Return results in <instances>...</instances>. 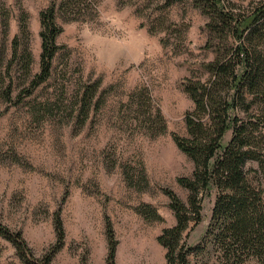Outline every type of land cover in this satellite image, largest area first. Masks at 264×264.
Masks as SVG:
<instances>
[{
    "label": "rangeland",
    "instance_id": "374dc122",
    "mask_svg": "<svg viewBox=\"0 0 264 264\" xmlns=\"http://www.w3.org/2000/svg\"><path fill=\"white\" fill-rule=\"evenodd\" d=\"M52 1L0 0L1 61L11 57L17 16L24 11L31 76L39 72V15ZM230 1L246 7L257 0ZM87 3L79 19L58 18L62 32L55 43L60 49L48 82L25 96L28 84L18 72L11 100L0 86V224L20 231L40 258L56 245L53 218L58 212L64 242L50 264H107L109 220L117 241L116 264H167V251L157 238L175 217L163 189L184 202L188 197L177 179L190 176L194 166L173 135H186L183 119L194 107L184 78H205L200 64L213 59L205 49L207 18L188 3ZM97 81L99 103L80 126L76 95ZM46 98L55 101L46 104ZM157 114L165 131L151 137L149 120L161 128ZM213 201L215 193L203 203L201 222L190 225L187 244L203 243ZM148 207L161 219H148L143 213ZM215 256L198 255L191 264H219ZM0 264H24L1 238Z\"/></svg>",
    "mask_w": 264,
    "mask_h": 264
},
{
    "label": "trees",
    "instance_id": "16d2710c",
    "mask_svg": "<svg viewBox=\"0 0 264 264\" xmlns=\"http://www.w3.org/2000/svg\"><path fill=\"white\" fill-rule=\"evenodd\" d=\"M89 1L53 0L40 12V70L33 77L28 18L24 11L20 12L11 57L0 60V86L6 100L12 98L14 75L18 72L28 84L25 96L52 78L60 49L55 42L62 32L58 18L79 19L87 11ZM179 3H188L206 16L205 49L213 53V59L200 64L205 78H184V92L194 107L183 119L186 135H173V140L194 168L190 176L177 179L188 192L185 202L173 191L163 189L175 224L164 229L157 241L167 251V264H191L198 255L209 253L216 255L219 264H264V0L253 1L246 7L236 6L230 0H163L164 7ZM1 17L2 25H8V18L3 14ZM99 85V81L85 85L76 95L75 118L80 126L99 103ZM135 96L131 97L133 102ZM51 101L55 99H45L46 104ZM156 118L161 128H154L157 124L149 120L151 137L165 131L163 119L159 114ZM213 193L215 201L206 238L191 246L187 244L190 225L201 222L203 203ZM143 213L148 219H161L150 207ZM61 221L56 212V245L40 258L33 256L20 231L0 224V238L10 242L24 264H50L63 247L65 231ZM105 234L106 263L116 264L117 241L109 220Z\"/></svg>",
    "mask_w": 264,
    "mask_h": 264
}]
</instances>
